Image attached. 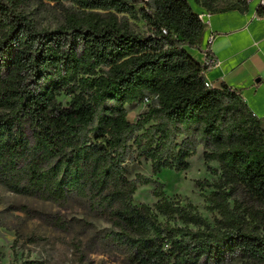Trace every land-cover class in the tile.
I'll return each mask as SVG.
<instances>
[{
    "label": "trees",
    "instance_id": "obj_1",
    "mask_svg": "<svg viewBox=\"0 0 264 264\" xmlns=\"http://www.w3.org/2000/svg\"><path fill=\"white\" fill-rule=\"evenodd\" d=\"M31 1L0 0V184L60 206L83 201L115 227L107 237L127 264H222L235 255L264 264V209L248 217L229 201L241 192L264 208V126L236 89L206 85L214 62L188 50L205 28L189 2L48 0L70 4L50 28L31 19ZM196 1L219 9L218 0ZM137 103L149 108L132 121L127 105ZM199 145L223 172L209 196L221 215L215 226L169 200L163 183L129 173L138 158L153 173L187 169ZM149 183L154 207L133 203Z\"/></svg>",
    "mask_w": 264,
    "mask_h": 264
},
{
    "label": "rangeland",
    "instance_id": "obj_2",
    "mask_svg": "<svg viewBox=\"0 0 264 264\" xmlns=\"http://www.w3.org/2000/svg\"><path fill=\"white\" fill-rule=\"evenodd\" d=\"M25 8L38 26L55 28L65 21L70 4L33 0ZM130 22L137 31L146 29L142 19H130ZM69 99L67 95L59 97L62 103ZM148 108L147 103L127 105L128 118L136 121ZM188 160L187 169L153 173L150 161L138 158L129 163V173L131 176L142 173L163 183L164 194L169 200L193 205L215 226L221 215L218 210L209 208V196L223 179L221 165L215 160H205L202 145ZM155 187L154 183L140 185L133 195V203L154 207L158 200L153 194ZM229 201L232 206L237 201L248 217L251 211L264 209L241 192H234ZM159 219L165 221L166 218L159 216ZM59 220L63 224H59ZM259 224L260 231L264 232V223ZM114 229L109 221L95 215L81 200L72 199L68 205L60 206L16 194L0 184V264L26 260L43 261L44 264H127L122 250L107 237ZM222 264L256 263L235 255Z\"/></svg>",
    "mask_w": 264,
    "mask_h": 264
},
{
    "label": "crops",
    "instance_id": "obj_3",
    "mask_svg": "<svg viewBox=\"0 0 264 264\" xmlns=\"http://www.w3.org/2000/svg\"><path fill=\"white\" fill-rule=\"evenodd\" d=\"M187 1L197 14L210 12L199 46L188 48L198 62H214L205 80L236 89L264 126V18L255 16L256 2L218 0L211 11Z\"/></svg>",
    "mask_w": 264,
    "mask_h": 264
},
{
    "label": "built area",
    "instance_id": "obj_4",
    "mask_svg": "<svg viewBox=\"0 0 264 264\" xmlns=\"http://www.w3.org/2000/svg\"><path fill=\"white\" fill-rule=\"evenodd\" d=\"M247 2H256V17L264 18V0H246ZM210 15V12L207 14H199L200 19L206 23L207 17ZM213 37H210L209 42H211ZM207 86H211L209 82L206 81ZM146 101H148L146 99Z\"/></svg>",
    "mask_w": 264,
    "mask_h": 264
}]
</instances>
